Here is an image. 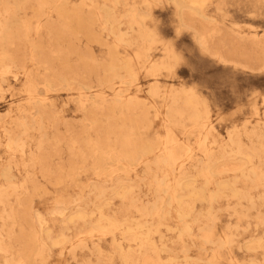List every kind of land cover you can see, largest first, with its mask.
Segmentation results:
<instances>
[{
  "label": "rangeland",
  "instance_id": "obj_1",
  "mask_svg": "<svg viewBox=\"0 0 264 264\" xmlns=\"http://www.w3.org/2000/svg\"><path fill=\"white\" fill-rule=\"evenodd\" d=\"M0 264H264V0H0Z\"/></svg>",
  "mask_w": 264,
  "mask_h": 264
},
{
  "label": "bare ground",
  "instance_id": "obj_2",
  "mask_svg": "<svg viewBox=\"0 0 264 264\" xmlns=\"http://www.w3.org/2000/svg\"><path fill=\"white\" fill-rule=\"evenodd\" d=\"M3 38V37H2ZM2 46H3V44H2ZM1 53H3V54H5L6 52H4V50L3 51H1ZM9 55H11V53H9ZM35 97V96H34Z\"/></svg>",
  "mask_w": 264,
  "mask_h": 264
}]
</instances>
